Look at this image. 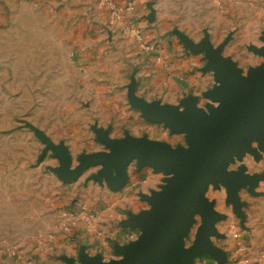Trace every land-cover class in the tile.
Here are the masks:
<instances>
[{
  "label": "rangeland",
  "instance_id": "1",
  "mask_svg": "<svg viewBox=\"0 0 264 264\" xmlns=\"http://www.w3.org/2000/svg\"><path fill=\"white\" fill-rule=\"evenodd\" d=\"M153 1L159 12L150 41L157 46L167 35L180 40L174 30L201 39L206 29L215 46L236 31L225 54L246 68L255 62L246 45L259 42L264 0ZM43 4H9L12 11L0 29V264H65L69 248L55 243V234L62 229V214H74L82 199L98 212L115 213L113 230L129 211L148 208L137 195L141 186L135 185V165L130 168L134 182L120 193L99 186L102 166L85 169L77 179L63 171L69 162L76 171L83 159L111 152L113 142L156 138L159 128L127 105V87L137 85V78L125 69L136 44L117 30L105 33L106 40L96 45L80 43L60 24L59 14ZM163 130L173 145L186 143L184 135ZM149 182L160 190L166 185L163 175ZM208 195L226 216L217 224L222 234L215 243L227 264H264V198L244 191L237 209L226 201L224 190L211 189ZM200 224L198 218L188 245ZM131 232L123 244L139 236Z\"/></svg>",
  "mask_w": 264,
  "mask_h": 264
},
{
  "label": "water",
  "instance_id": "2",
  "mask_svg": "<svg viewBox=\"0 0 264 264\" xmlns=\"http://www.w3.org/2000/svg\"><path fill=\"white\" fill-rule=\"evenodd\" d=\"M184 41L193 52L208 53L209 69L221 82L215 95L220 105L210 114L193 107L181 113L160 104L150 105L131 91L133 107L147 120L165 123L173 133L185 135L187 147L175 148L147 137H128L109 144V153L83 159L76 171L70 170L72 162L64 166L63 171L69 172L67 177L73 179L89 167L102 166L99 177H107L115 187L125 183L133 162L139 169L148 166L167 176L162 191L147 199L151 209L131 219L130 225L139 227L142 234L136 242L120 249L122 258L103 262L83 254L82 264H185L191 257L208 252L221 264L225 262L210 238L220 237L216 224L226 216L215 209L206 194L210 186H223L228 193L227 202L238 209L240 189L249 186L253 191L255 179L245 175L243 169L229 171V167L246 153L255 154L254 142L264 150V65L244 75L236 64L223 57L222 47L215 49L211 43L196 47L186 38ZM256 52L264 56V48ZM197 217L201 220L195 245L198 254L189 256L183 248L184 238ZM66 263L75 264L69 259Z\"/></svg>",
  "mask_w": 264,
  "mask_h": 264
},
{
  "label": "crops",
  "instance_id": "3",
  "mask_svg": "<svg viewBox=\"0 0 264 264\" xmlns=\"http://www.w3.org/2000/svg\"><path fill=\"white\" fill-rule=\"evenodd\" d=\"M33 1L34 0H0V29L7 24V11H12L9 4L21 2L26 5H28V3L33 5ZM36 1L43 2V5H47L55 10L59 14L60 24L64 28H68L69 31H73L77 37V41L80 43L87 41L86 43H94V45H96L95 43L99 40L105 39V33L109 32V34H111V31L117 30L123 32L129 41L136 44V46H133L135 51L129 53L128 60L130 61H128L129 64H126L127 67L125 69L128 71L133 70L132 75L135 79L137 78V85L132 84L127 87L129 95L127 97V105L132 111L136 109L132 105V98L130 96L131 91H133L139 99H142L150 105L160 104L163 107L165 106L176 109L181 113L187 108L193 107L198 111L210 114L211 109L219 107L220 103L215 99V95L221 87V82L219 81L218 75L209 69L211 61L208 57V53L193 52L185 43L184 38L196 47L200 46L202 43H211L215 49L222 47L223 57L236 64L237 67L243 71L244 75H248V72L251 69L264 65V56L256 52V50L264 48V28L261 32L258 43H250L249 45H246V49L255 58V62L253 64L250 63L246 68V66H244V64H242L240 60H237L233 55L225 54L227 47L234 43L236 31L228 34V36L216 46L211 33L206 29L203 31L204 36L201 39H196L192 36L190 37L186 33L183 34L180 30H174L172 33L178 36L181 41L176 39L177 37L174 38V36L171 35L162 38L163 41L159 46L156 45L157 43L150 41V39L156 35V30L153 26H156L159 12V9L156 7L153 0ZM110 4L115 5L122 10L115 15ZM128 7H131L130 11L126 10ZM152 11H154L153 15ZM149 25H151V28L153 29L147 31ZM136 50L140 54L138 53L135 55L137 53ZM132 59L137 60V65H133L134 63L132 62ZM147 121L150 125L159 128L156 138L147 136L148 139L168 143L175 148L187 147L185 135V144L173 145L170 141L169 135L164 133L165 131L163 129H168L172 134L176 133H173L165 123L150 120ZM252 148L256 151L255 154L246 153L242 159H236L229 167V171H239L240 169H243L245 175L255 179L253 191H250V187L247 186L241 188L238 192L240 202H242L241 193L244 191L250 192V195L253 197L264 198V187H262L264 186V150L260 149L258 142H254ZM133 165H135L134 175L138 176L135 185L136 187L141 186V189L137 194L138 198L140 199V203H147L148 208H145L138 213L129 211L126 216L127 218L121 219L120 217L122 224L123 222L124 224L122 225L119 223V228L113 230V222L115 218H118L115 217V213L110 211L107 212L106 209L104 212H98L95 207H92L94 203L89 205L87 202L84 203L83 199H80L81 201L78 203L79 205L75 203V205L77 204V207L73 208L74 214H68L67 212L62 214L64 215V222L62 225L60 223L61 226L59 225L62 229H58V233L55 234V243L68 245L69 254H66V259L73 260L75 264H82L80 258L85 254L90 260H101L103 262L120 260L122 258L119 254L120 249L139 239L142 231L139 227L131 226L130 221L132 218L149 211L151 206L147 199L152 197L154 193L162 191L157 188V186L151 187L152 183L149 181L152 180V176L163 175L165 179L167 176L162 172H156L153 168L148 166L139 169L137 162H133L131 166ZM131 166L127 170V179L123 185L118 187H115V185L112 186L109 183L108 178L104 177L103 180L98 182L99 186H105L110 193L123 192L124 189L135 180H133V175H131L130 172ZM146 171L149 173L146 178H144ZM112 176H115V172ZM211 189L215 191L224 190L226 192V201L228 199V193L223 186H221L220 189H216L214 186L209 187L206 197L210 202L215 203L216 209L217 200L210 198L208 195ZM109 192L106 194H108V198H112L110 197L111 194ZM111 202L112 200H110V203ZM84 205L89 207L88 212L80 211L78 212L79 214H77L76 211L80 209V207H84ZM58 207L59 210L62 208L59 204ZM220 214L224 215L223 213ZM74 215L77 216L75 217ZM198 218L199 217H197L196 220ZM195 224L196 223L192 225L188 235L184 238L183 248L187 255L198 254V250L195 249L197 232L194 241L188 245V239L192 234ZM131 231H133V234L137 233L139 236H136L135 239L123 244L124 240L130 238V235L132 234ZM217 232L220 235L222 234L219 230H217ZM218 238L219 237L210 238L214 246H217L215 240H218ZM65 239L70 241L65 243ZM109 239L112 240V243ZM113 253L116 255V258H114L115 256ZM112 255V260H108V256L111 257ZM185 264L221 263L217 258L213 257L210 252H208L203 253L201 256L197 255L191 257ZM224 264H227V262L225 261Z\"/></svg>",
  "mask_w": 264,
  "mask_h": 264
},
{
  "label": "built area",
  "instance_id": "4",
  "mask_svg": "<svg viewBox=\"0 0 264 264\" xmlns=\"http://www.w3.org/2000/svg\"><path fill=\"white\" fill-rule=\"evenodd\" d=\"M110 6L113 8L114 12L117 13V14L120 12V10H122V9L116 7L115 5L110 4ZM126 10L127 11L129 10L130 11L131 10V7L126 8Z\"/></svg>",
  "mask_w": 264,
  "mask_h": 264
}]
</instances>
